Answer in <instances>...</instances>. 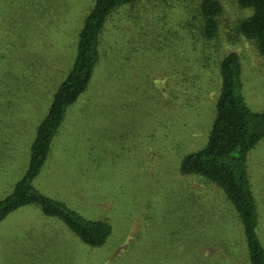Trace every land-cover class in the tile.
<instances>
[{
    "label": "rangeland",
    "instance_id": "374dc122",
    "mask_svg": "<svg viewBox=\"0 0 264 264\" xmlns=\"http://www.w3.org/2000/svg\"><path fill=\"white\" fill-rule=\"evenodd\" d=\"M202 1L138 0L113 12L88 89L33 180L83 217L107 221L105 242L85 243L30 204L0 222V264H251L223 190L180 171L208 140L226 54L240 55L247 105L264 111V56L236 30L251 11L219 0L218 35L208 40L199 30ZM94 4L0 0V200L29 165ZM247 159L264 245V138Z\"/></svg>",
    "mask_w": 264,
    "mask_h": 264
},
{
    "label": "trees",
    "instance_id": "16d2710c",
    "mask_svg": "<svg viewBox=\"0 0 264 264\" xmlns=\"http://www.w3.org/2000/svg\"><path fill=\"white\" fill-rule=\"evenodd\" d=\"M138 0H95L78 35V50L66 77L54 93L45 118L37 127L31 144L29 165L13 191L0 200V222L11 212L30 204L46 215L56 216L85 243L99 246L111 233L104 220L87 219L65 203L39 192L33 180L50 154L52 141L63 124L68 108L87 91L100 61L106 23L119 7ZM248 16L236 24L237 35L248 40L264 56V0H238ZM223 6L219 0L200 4L202 35L211 40L219 31ZM241 58L226 54L219 64L220 92L215 117L203 148L186 155L180 165L183 175L206 186H217L240 217L251 264H264V245L258 235L257 204L248 173V153L264 138V111H253L243 94Z\"/></svg>",
    "mask_w": 264,
    "mask_h": 264
}]
</instances>
